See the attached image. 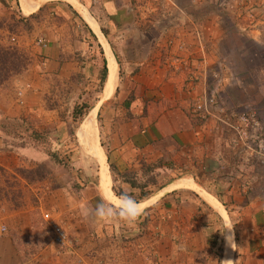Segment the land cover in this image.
I'll return each mask as SVG.
<instances>
[{
	"label": "rangeland",
	"instance_id": "374dc122",
	"mask_svg": "<svg viewBox=\"0 0 264 264\" xmlns=\"http://www.w3.org/2000/svg\"><path fill=\"white\" fill-rule=\"evenodd\" d=\"M21 1L23 9L20 5ZM42 1L0 0V250L9 246L20 264L24 261H27L26 264H65L68 263V257L72 264H97L93 260H97L99 255L83 253L82 256L79 252L80 245L87 239L86 242L95 243V247H98L97 250L103 257L100 258L102 263L110 264L116 262L114 260L116 258L114 249L118 248L116 244L121 245L124 251L127 243L132 242V247L141 261L158 264L159 245L162 244L161 238H164V229L161 228H164L165 222H158V216L154 218V212L158 213L157 210H153L152 214H148L151 216H147L144 222L140 223L138 230L142 229L144 234L141 232L142 234L133 235L135 228L134 231L131 230L126 234L119 231L120 239L117 243H114L116 240L107 232L105 239L101 238L99 226H95L93 217L85 214L86 208L98 204L92 195L99 192L101 175L104 176L105 183L102 188L100 187L102 195L111 196L108 190L109 175L105 165L103 141L99 134L100 110H96L95 107L91 109L95 99L99 98L101 82L98 78L97 80L81 78L78 71L59 89L51 77L43 71L44 64L41 62L43 55L37 50L40 51L46 43L40 34H32L34 32L32 23L44 17L52 18L58 13L55 12L57 7H53L57 5L54 1L45 3V6L28 14ZM71 1L80 7L76 0ZM90 1L91 5L96 2V0ZM121 1L123 3L126 1L130 7L135 8L144 0ZM151 1L157 6L179 8L183 15H174V17L181 15L183 23L187 20L209 27L210 31L207 32L212 37L207 38L213 40V46L210 48L212 52L209 53H212L216 61L213 69L214 80L211 79L210 83L213 84L211 88L215 89L213 92L202 93L198 99L211 98L215 100V104L208 107V114L193 112L201 118L213 114L212 121L216 120L214 127L222 135L221 137H224L223 145L216 144V150H220L224 156H229L231 173L241 172L239 176L231 174V177L234 176L240 182L244 181V184L240 183L236 188L228 185L232 188L229 198L235 193L240 199L236 200V206L239 203L246 205L250 202L249 207L252 208L255 200L264 204V0ZM121 8L122 11L118 9L115 13L99 18L102 20L100 22L102 32L104 34L106 31L111 32L113 38L122 46L128 38H131L130 31H125L131 24H142V20H147L144 22L146 24L154 21L162 23L159 21L160 15L142 17L137 12L133 13L124 7ZM71 19L72 22H77L78 31L85 27L77 16L73 15ZM96 20L98 21L97 18ZM110 21H116L114 29H110ZM253 29H258L259 33L255 35L249 32ZM156 33H158L156 29L147 30L148 37ZM132 34L141 44L144 39L142 30L133 31ZM95 51H98L96 46L92 53L89 50L87 54H95ZM118 69L120 70V64L117 61V71ZM116 80L112 90L107 87L106 80L102 99L111 94ZM218 91L221 92L220 97L216 95ZM83 103L87 105L86 108L80 107ZM11 104L21 109H18L14 115H7L3 111ZM39 106L53 111L54 118L59 121L58 127L42 125L41 115L35 109ZM74 106L82 108V113L75 119L72 117ZM30 108L32 110L28 111L27 109ZM193 108L194 105L192 110ZM89 126L93 128L92 131L86 129ZM84 133L87 135L82 138ZM91 155L100 164L99 174L98 164ZM230 169L223 167L222 175L228 176ZM142 171L140 178L132 179L133 175L129 171H123L122 175L116 178V180H128L130 185L136 182L137 189L131 193L136 198L142 190L148 192L146 189L148 186L157 185L162 181L161 179L163 181L166 179V175H160V171L147 170L146 167H142ZM179 177L181 176L177 175L174 179ZM225 179L224 177L223 180ZM116 180L110 184V189L115 194L121 192L120 181L116 182ZM142 184L145 187L143 189L138 187ZM197 191L209 200L211 205L213 201L220 208L213 197L200 188ZM59 201L66 204V245L64 246L66 255L63 248L57 252L51 250L49 242L51 234L41 218V212L44 210L51 214L57 213ZM48 203L53 204V210L45 207ZM236 210L230 216L233 222L239 221L234 226V237L239 230L245 229L247 233L255 231L253 213H248L244 222L242 220L240 223L239 218L244 206ZM72 219L85 221L82 224L85 230L81 231L84 236L77 234L80 231L72 225ZM103 222L105 226H110L112 223L106 220ZM219 230L220 228L217 227L216 232L213 233L215 237L211 239L205 234L202 240L199 238L203 246L195 250L193 255L183 254L188 257V263L223 262L226 240L223 248L222 233H218ZM103 242H106L105 248ZM95 247L92 249L94 250ZM185 250L183 248V252ZM11 254L8 252L2 258L3 264L11 262ZM75 254L83 259H79L80 257H76ZM239 257L240 254L232 248L231 260L234 264H243ZM245 264L253 263L247 261Z\"/></svg>",
	"mask_w": 264,
	"mask_h": 264
},
{
	"label": "crops",
	"instance_id": "0c3cea01",
	"mask_svg": "<svg viewBox=\"0 0 264 264\" xmlns=\"http://www.w3.org/2000/svg\"><path fill=\"white\" fill-rule=\"evenodd\" d=\"M54 1L57 3L53 6L57 7L56 10L54 9L58 13L57 16L44 17L32 23L34 27L32 34H40L46 43L40 51L37 50L43 55L41 61L44 64L43 71L61 89L78 71H80L81 78L99 79L102 71L101 60L104 59V79L101 81L98 92L99 98L95 99V104L91 109L95 107L96 110H100L99 134L103 141L105 165L109 175V192L111 195L115 194L110 189V184L114 183L123 171L131 172L132 179H136L143 174L142 167L147 166L149 170L160 171V175H166L164 181L161 179L163 182L159 181L157 185L148 186L147 195L137 199L148 205H151L153 201L157 203L148 208L147 215L141 217L135 227L117 219L111 220L110 226H105L103 220L93 218L95 226H99L100 237L105 239L107 232L116 240L114 243H117L120 239L119 231L126 234L131 230L134 231L135 228L133 235L144 234L142 229L138 230L140 223L144 222L147 216H151L148 214H152L153 210H157L158 213L154 212V218L158 216V222H165L164 228H161V230L164 229V238H161L162 244L159 245L158 264L179 262L190 264L188 257L183 254L193 255L195 250L203 246L199 238L202 240L204 234L209 239L215 237L213 233L216 232L217 227L220 230L223 229L225 217L230 219V216L237 211L236 209L244 206L239 218L240 223L242 220L244 222L248 213H253L256 223L255 231L247 233L245 229L239 230L234 237L237 245L236 252L240 254L239 260H242L243 264L247 261L253 264H264V204L255 200L254 205L251 204L252 209L249 207L250 202L246 205L239 203L236 206V200L240 199L235 196V193H232L233 197L229 198L232 188H236L240 183L244 184V181L240 182L234 176L231 177V174L239 176L241 172L231 173L229 156H224L220 150H216V144L222 143L223 145L224 137H221L222 135L214 127L216 120L212 121L213 114L201 118L192 110L198 96L204 92H213L215 89L211 88L213 84L210 83L211 79L214 80L213 69L216 61L212 53H209L212 52L210 48L213 46L212 38L210 40L207 38L212 37L207 32L210 31L209 27L187 20L183 23L181 20L183 13L179 8L157 6L151 0H144L135 8L130 7L124 0V3L121 0L106 2L96 0L95 6L91 5L90 0H76L80 7L71 0H43L28 14L40 9L45 3L49 4ZM20 5L22 8V1ZM121 7L133 13L137 12L142 17L152 14L160 15L161 20L159 21L162 23L154 21L146 24L144 22L147 20H142V24H135L136 26L131 24L130 28L125 30L130 31L131 38H128L122 46L113 38L111 32L106 31L105 34L102 32L100 29L102 20L99 18L115 13L118 9L121 10ZM179 14H181L180 17H174ZM73 15L77 16L85 26L79 31L77 22H72L71 16ZM94 15L97 16L98 21ZM91 20L93 23H90ZM94 22L96 28H94ZM115 22L110 21V29L115 28ZM140 29L144 37L141 44L132 34L133 31ZM149 29H156L158 33L148 37L147 30ZM249 32L256 35L259 30L253 29ZM93 45L99 53L95 51V54L88 55L89 50L93 52L95 48ZM109 55L116 62V66L117 61L119 62L120 70L118 69L114 76V83L116 76L117 80L113 91L107 98L102 99L109 73ZM219 93L221 94L219 91L216 94L218 97H220ZM18 109L21 108L11 104L3 112L7 115H14ZM35 109L41 115V123L44 127L53 125L58 127L59 121L54 118L52 110L42 106ZM27 110L31 111L32 108ZM219 147L223 149L222 146ZM91 157L98 164L99 174L100 164L94 156L91 155ZM223 167L230 169L228 176L222 175ZM105 175L107 176V172ZM177 175L181 177L174 179ZM224 177L225 180H223ZM102 181L104 182L103 175H101V183ZM118 181H120L121 192L133 193L137 189L130 185L128 180H116ZM101 183L99 177V192L92 195L98 203L104 197L100 190ZM199 188L213 197L220 208L213 201L217 209L211 205L209 200L197 191ZM89 199L93 200L91 197ZM57 206L59 210L52 216L61 223L66 232V204L59 201ZM45 207L53 210L54 206L48 203ZM72 220V225L80 231L77 234L84 236L81 231L84 229L82 224L85 221ZM220 230L218 233L221 234ZM221 237L224 248L225 236ZM86 241L87 239L80 245L81 255L83 256V253L92 256L99 255L97 260L92 259L93 262L108 264L100 260L103 257L97 250L98 247H95V243ZM105 243H102L103 248L106 246ZM116 245L118 246L114 249L116 262L110 264H148V261H141L136 255L132 242L127 243L124 251L121 245ZM6 247L0 250L1 264H3L2 258L8 252L12 253L11 262L8 264H20L14 252L9 246ZM183 248L186 249L184 252ZM63 249L66 255V248ZM231 252L232 248L226 244L223 261L231 259ZM75 256L83 259L76 254ZM67 262L65 264H72L69 257ZM26 263L27 261H24L21 264Z\"/></svg>",
	"mask_w": 264,
	"mask_h": 264
},
{
	"label": "clouds",
	"instance_id": "9594fccd",
	"mask_svg": "<svg viewBox=\"0 0 264 264\" xmlns=\"http://www.w3.org/2000/svg\"><path fill=\"white\" fill-rule=\"evenodd\" d=\"M156 203V201H153L151 205L145 204L138 201L131 193L122 191L119 194L102 197L100 203L92 208H86L85 214L106 221L119 219L135 227L140 222L141 217L147 215L148 208L150 206H155ZM238 222L239 221L233 222L230 219H225L223 230H220L222 235L225 236L226 244L233 249L237 248L234 239V226ZM222 264H234V262L231 259H226Z\"/></svg>",
	"mask_w": 264,
	"mask_h": 264
},
{
	"label": "built area",
	"instance_id": "2783aa9c",
	"mask_svg": "<svg viewBox=\"0 0 264 264\" xmlns=\"http://www.w3.org/2000/svg\"><path fill=\"white\" fill-rule=\"evenodd\" d=\"M215 104V100L211 98L198 99L195 102L193 111H199L202 114H208V107ZM210 108V107H209ZM41 218L46 223L50 231V248L53 252H57L60 248H64L66 245V232L63 229L61 223L53 218L52 214L44 210L41 212Z\"/></svg>",
	"mask_w": 264,
	"mask_h": 264
},
{
	"label": "trees",
	"instance_id": "16d2710c",
	"mask_svg": "<svg viewBox=\"0 0 264 264\" xmlns=\"http://www.w3.org/2000/svg\"><path fill=\"white\" fill-rule=\"evenodd\" d=\"M101 61H102V63H101V65H102V71H101V74H100V76H99V80H100V82L104 79V75H105V72H104V70H105V69H104V68H105L104 59L102 58ZM80 107L86 108L87 105H86L85 103H83V104H81ZM81 109H82V108H81ZM81 109L78 108L77 106H74V108H73V110H72V117H73L74 119L77 118V117L82 113V110H81ZM144 167H146L147 170L149 169L147 166H144ZM131 185L136 186V182H132ZM138 187H139V188L141 187V188L143 189V188H144V184L139 185ZM147 193H148V192H145V190H142V192H140V194H139V197L136 198V199H141L142 197L146 196ZM117 194H119V192H118Z\"/></svg>",
	"mask_w": 264,
	"mask_h": 264
},
{
	"label": "bare ground",
	"instance_id": "6f19581e",
	"mask_svg": "<svg viewBox=\"0 0 264 264\" xmlns=\"http://www.w3.org/2000/svg\"><path fill=\"white\" fill-rule=\"evenodd\" d=\"M90 22L93 23V21L91 20ZM109 75H108V79H107V87L109 88V90L113 87V84H114V76L117 72V66H116V63L114 61V59L112 58L111 55H109ZM87 130H90L92 131V128L91 126L89 127H86ZM86 131V130H85ZM87 133V132H86ZM88 134V133H87ZM87 134L84 133L83 137L84 138ZM91 144H93L92 142H90ZM95 145V144H94ZM104 182L102 181L100 187L102 188L104 186ZM104 189V188H103ZM107 196H110L109 194H107Z\"/></svg>",
	"mask_w": 264,
	"mask_h": 264
}]
</instances>
